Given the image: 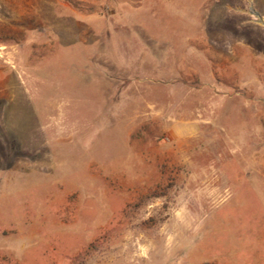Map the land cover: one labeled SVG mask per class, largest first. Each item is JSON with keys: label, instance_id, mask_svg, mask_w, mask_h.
Returning a JSON list of instances; mask_svg holds the SVG:
<instances>
[{"label": "rangeland", "instance_id": "rangeland-1", "mask_svg": "<svg viewBox=\"0 0 264 264\" xmlns=\"http://www.w3.org/2000/svg\"><path fill=\"white\" fill-rule=\"evenodd\" d=\"M0 264H264V0H0Z\"/></svg>", "mask_w": 264, "mask_h": 264}]
</instances>
